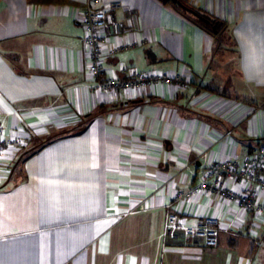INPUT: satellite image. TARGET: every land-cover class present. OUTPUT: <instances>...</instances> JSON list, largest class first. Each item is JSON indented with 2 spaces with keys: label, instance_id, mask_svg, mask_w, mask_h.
Listing matches in <instances>:
<instances>
[{
  "label": "crops",
  "instance_id": "1",
  "mask_svg": "<svg viewBox=\"0 0 264 264\" xmlns=\"http://www.w3.org/2000/svg\"><path fill=\"white\" fill-rule=\"evenodd\" d=\"M101 1L119 3L106 44L127 47L105 75L188 85L96 90L87 0H0V264H253L263 216L176 194L264 143V0H191L210 23L172 0ZM166 204L190 225L216 216V245L167 235Z\"/></svg>",
  "mask_w": 264,
  "mask_h": 264
},
{
  "label": "built area",
  "instance_id": "2",
  "mask_svg": "<svg viewBox=\"0 0 264 264\" xmlns=\"http://www.w3.org/2000/svg\"><path fill=\"white\" fill-rule=\"evenodd\" d=\"M119 7L117 1L104 3L101 0H87L77 14V21L83 28V46L90 61L88 71L95 79L94 87L99 91L135 92L146 88L167 85L185 88L188 79L179 74L164 72H142L131 70L127 78L120 79L113 75H105L103 61L115 55L126 46L112 47L106 44V35L111 29L120 31L121 26L111 20V13ZM255 111L264 110V105H254ZM1 133V132H0ZM10 141H6L9 145ZM5 145L0 141V155ZM232 176L236 179V187H229L225 179ZM200 194H215L221 199L234 202L244 212H254L264 217V143L247 150L241 160L222 159L211 163L201 180L187 190L179 191L176 199H189ZM167 235L179 236L194 245L214 246L217 243L219 220L216 216L206 215L194 225L187 224L179 214L166 204Z\"/></svg>",
  "mask_w": 264,
  "mask_h": 264
},
{
  "label": "rangeland",
  "instance_id": "3",
  "mask_svg": "<svg viewBox=\"0 0 264 264\" xmlns=\"http://www.w3.org/2000/svg\"><path fill=\"white\" fill-rule=\"evenodd\" d=\"M186 6L191 7V8H200L202 9L205 13H211L210 8H206L205 2H195V1H191V0H181ZM263 250H264V245L262 246ZM260 251V249H259ZM253 264H264V257H262L260 255V253L258 254V252L256 253L255 257L253 258Z\"/></svg>",
  "mask_w": 264,
  "mask_h": 264
},
{
  "label": "trees",
  "instance_id": "4",
  "mask_svg": "<svg viewBox=\"0 0 264 264\" xmlns=\"http://www.w3.org/2000/svg\"><path fill=\"white\" fill-rule=\"evenodd\" d=\"M175 2V4L183 11L187 12V13H191L193 15H195V17H197L200 21H205L204 19H208V17L201 15L200 12H198L196 9L191 8L186 6L181 0H172ZM209 21H211L210 19H208ZM204 246V245H203Z\"/></svg>",
  "mask_w": 264,
  "mask_h": 264
},
{
  "label": "water",
  "instance_id": "5",
  "mask_svg": "<svg viewBox=\"0 0 264 264\" xmlns=\"http://www.w3.org/2000/svg\"><path fill=\"white\" fill-rule=\"evenodd\" d=\"M204 20L210 23V21L208 19H204ZM212 27H213L214 31H216V29H215V23L212 24Z\"/></svg>",
  "mask_w": 264,
  "mask_h": 264
}]
</instances>
